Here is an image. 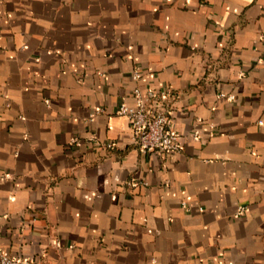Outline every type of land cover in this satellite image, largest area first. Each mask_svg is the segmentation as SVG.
I'll use <instances>...</instances> for the list:
<instances>
[{"label":"crops","instance_id":"1","mask_svg":"<svg viewBox=\"0 0 264 264\" xmlns=\"http://www.w3.org/2000/svg\"><path fill=\"white\" fill-rule=\"evenodd\" d=\"M137 86L180 152L134 142ZM0 248L264 264V0H0Z\"/></svg>","mask_w":264,"mask_h":264},{"label":"built area","instance_id":"2","mask_svg":"<svg viewBox=\"0 0 264 264\" xmlns=\"http://www.w3.org/2000/svg\"><path fill=\"white\" fill-rule=\"evenodd\" d=\"M134 79L140 73H133ZM134 104L122 102L117 113L126 116L133 132L134 142L144 153H175L182 150L179 134L172 128L170 113L174 95L168 88L143 91L134 89ZM113 144H109L111 147ZM244 207L240 208V212ZM0 264H34L27 257H17L0 248Z\"/></svg>","mask_w":264,"mask_h":264}]
</instances>
